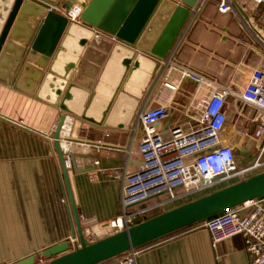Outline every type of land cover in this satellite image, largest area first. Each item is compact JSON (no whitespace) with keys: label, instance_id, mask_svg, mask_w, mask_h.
I'll return each instance as SVG.
<instances>
[{"label":"crops","instance_id":"crops-1","mask_svg":"<svg viewBox=\"0 0 264 264\" xmlns=\"http://www.w3.org/2000/svg\"><path fill=\"white\" fill-rule=\"evenodd\" d=\"M231 4L232 10L226 14L218 11L219 0H200L192 9L165 59L156 62L140 103L125 129L115 128L123 123V113L114 118V128L94 126L66 114L72 118L71 156L75 159V171L72 163V183L81 229L87 242L101 235L108 236L101 234L107 230L105 225L120 214L121 181L112 178L108 171L123 167L128 172L137 169V147L142 138L138 113L148 107L166 106L167 118L158 126V131L164 136L176 127L192 129L194 120L200 116L199 103L205 92L187 78L179 81V73L175 69H191L220 86L239 91L253 69L264 64V35L260 33L258 21L262 4L253 0H231ZM11 6L0 2V31ZM26 29L27 22L23 19L16 24L9 41L14 44H10L4 53L5 59H12ZM74 44L75 40L68 42L67 52L72 51ZM125 48L132 50L127 46ZM125 56L126 53L117 54L110 69H124ZM91 58L94 59L93 56ZM148 59L140 61L138 68H134L140 69L138 74L134 73L135 83L143 78L142 69H149L148 64H152ZM9 61L0 65L3 68L0 69L1 79L9 73ZM91 65L87 66L92 68ZM62 68L63 65L57 67ZM165 81L174 82L177 89L168 90L164 86ZM80 90L82 86H78L77 91ZM44 92V99H38L14 88L12 84H6L4 80L0 82V264H14L66 241L73 249L71 240L76 227L53 145L55 127L62 112L50 104L49 89H44ZM223 110L226 123L220 135V145L231 146L237 167L245 169L254 163L264 141V138L257 140L252 136L253 123L264 122V113L233 95L227 98ZM236 130H243L247 135L240 137ZM92 160L100 162L101 172H95L96 168L90 163ZM260 161L264 162V152ZM92 172L95 173L93 178L90 177ZM261 172H264V167L248 173L245 178L169 202L140 216L137 221L169 211ZM162 199L160 196L150 198L130 210L146 209ZM260 200L264 207V197ZM251 210L240 209L239 215L248 216ZM137 250L135 264L248 263L241 236L212 246L202 223ZM124 258L125 255L102 264H116L117 260ZM45 262L46 259L43 260Z\"/></svg>","mask_w":264,"mask_h":264},{"label":"water","instance_id":"water-1","mask_svg":"<svg viewBox=\"0 0 264 264\" xmlns=\"http://www.w3.org/2000/svg\"><path fill=\"white\" fill-rule=\"evenodd\" d=\"M199 1L0 0L12 5L0 31V65L9 61L4 58V53L10 44H14L9 42L14 27L22 19L27 22V29L9 61V73L4 75L5 79L0 77V82L4 80L6 84H12L14 88L38 99H44V89L47 88L51 95L50 104L62 112L55 127L53 145L76 227V232L72 234V240H76L73 249L66 241L14 264H36L38 258L47 260L43 264H102L173 232L264 197V172H261L92 244H88L81 229L72 171L65 169L59 144L65 115H72L94 126L114 128V118L123 113V123L115 128L125 129L140 103L156 62L165 59ZM58 5H63L66 11L73 5L79 6L81 24L48 11L50 6ZM263 6L264 3L260 6L262 13L258 18L262 35ZM70 40H75V44L72 51L67 52ZM121 53H126L124 69H110L115 56ZM146 59L152 64H148L149 69H142L144 76L139 83H135L134 73L138 74L140 69L134 68H138L140 61ZM90 63L92 68L87 66ZM104 64V69H101ZM62 65V69H57ZM0 69L3 68L0 66ZM78 86H82L79 92ZM74 162L73 158L75 171Z\"/></svg>","mask_w":264,"mask_h":264},{"label":"built area","instance_id":"built-area-1","mask_svg":"<svg viewBox=\"0 0 264 264\" xmlns=\"http://www.w3.org/2000/svg\"><path fill=\"white\" fill-rule=\"evenodd\" d=\"M203 1L205 0H201ZM253 1L259 5L264 3V0ZM231 10V0H219L220 13L226 14ZM48 11L59 13L75 23L79 22L81 8L72 6L66 11L63 5H58L50 6ZM175 70L179 73V81L187 78L205 92L199 103L200 116L194 120L192 129L176 127L168 136H164L158 131V126L167 118L166 106L148 107L138 113L137 120L142 130V138L137 147L139 163L132 172H128L126 167L108 171L112 178L121 181L120 214L105 225L107 230L104 234L127 230L135 225L140 216L169 202L241 179L264 167V162L260 161L264 152V141L254 163L245 169L237 167L231 146L220 145V135L226 123L223 107L228 97L236 96L264 113V64L253 69L246 84L239 91L220 86L191 69ZM164 86L170 91L177 89V85L170 81H165ZM253 124V138L262 140L264 122ZM71 130L72 118L65 115L59 144L67 171H72ZM236 134L240 137L247 135L243 130H236ZM90 163L96 168L95 172L103 170L98 160ZM94 176L95 173L92 172L90 177ZM158 196L163 199L150 207L130 210L132 206ZM244 208L252 210L248 216L241 217L239 211ZM202 227L209 233L212 246L231 237L241 236L248 256L247 264H264V207L260 198L208 218L202 222ZM75 242L76 240H71L72 244ZM138 253L137 249L131 250L124 254V259L117 260L116 264H135ZM43 260L40 258L38 264H43Z\"/></svg>","mask_w":264,"mask_h":264},{"label":"trees","instance_id":"trees-1","mask_svg":"<svg viewBox=\"0 0 264 264\" xmlns=\"http://www.w3.org/2000/svg\"><path fill=\"white\" fill-rule=\"evenodd\" d=\"M214 192H215V191H214ZM159 214H161V213H156V214L152 215V216L149 217V218H152V217L157 216V215H159ZM149 218H145L143 221H145V220H147V219H149ZM143 221L139 220V221L136 222V224L141 223V222H143ZM200 223H202V222H200ZM136 224H135V225H136ZM197 224H199V223H197ZM194 225H196V224H194ZM191 226H193V225H191ZM191 226H188V227H191ZM188 227H186V228H188ZM186 228H183V229H186ZM183 229H181V230H183ZM181 230H178V231H176V232H173V233H171V234H169V235H166V236H164V237H162V238H159V239H157V240H155V241H152V242H150V243L156 242V241H158V240H160V239H163V238H165V237H167V236H170V235H172V234H174V233H177V232H179V231H181ZM150 243H148V244H150ZM148 244H146V245H148ZM146 245H143V246H141V247H144V246H146ZM139 248H140V247H139ZM122 256H124V255H121V256L117 257L116 259L121 258Z\"/></svg>","mask_w":264,"mask_h":264},{"label":"rangeland","instance_id":"rangeland-1","mask_svg":"<svg viewBox=\"0 0 264 264\" xmlns=\"http://www.w3.org/2000/svg\"><path fill=\"white\" fill-rule=\"evenodd\" d=\"M245 178V177H244ZM147 218H149V216L147 217ZM105 232H103V233H101V234H104ZM113 234V233H112ZM108 235V234H107ZM111 235V234H110ZM105 237H107V236H99V237H97V238H95V240H91V241H88V244H92L93 242H95V241H97V240H100V239H103V238H105Z\"/></svg>","mask_w":264,"mask_h":264}]
</instances>
